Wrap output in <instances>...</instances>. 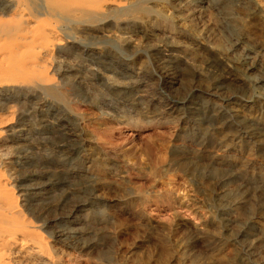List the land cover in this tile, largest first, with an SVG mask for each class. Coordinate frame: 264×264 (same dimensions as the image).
I'll list each match as a JSON object with an SVG mask.
<instances>
[{"label":"bare ground","instance_id":"bare-ground-1","mask_svg":"<svg viewBox=\"0 0 264 264\" xmlns=\"http://www.w3.org/2000/svg\"><path fill=\"white\" fill-rule=\"evenodd\" d=\"M231 1L237 9L228 7ZM252 21L264 25V0H0V112L8 113L0 114V264L80 260L79 255H64L50 242L32 220L36 208L28 207L14 191L19 164H26L16 156V151L25 149L18 141L26 140L29 130L12 126L16 110L8 101H37L39 106L47 97L60 105L67 101L63 86L78 82L90 86L100 82L114 96L126 98L148 82L144 57L160 52L170 54L171 66L182 65L193 75H200L206 66L219 68L246 98L231 97L228 101L234 103L224 104L214 99L208 85L200 91L205 95L203 114L224 136L219 138L221 150L207 157L211 171L192 173L206 199H211L215 218L189 230L177 222L174 228L159 227L141 211L147 203L141 197L144 189L139 192L124 183L128 199L123 211L135 222L123 232L133 230L135 243L111 264H234L222 255L226 240L232 243L238 264H264L263 245L258 244L264 240V42L238 30V25L249 26ZM257 90L263 97L253 95ZM179 104L196 119L200 116L189 101L172 106L170 116L182 115ZM113 109L111 117L129 122L125 109ZM243 136L249 144L241 142ZM97 159L87 154L85 164L100 191L108 180ZM230 184L235 190L224 189ZM228 212H244L247 218L238 219L240 223L222 218Z\"/></svg>","mask_w":264,"mask_h":264},{"label":"rangeland","instance_id":"rangeland-1","mask_svg":"<svg viewBox=\"0 0 264 264\" xmlns=\"http://www.w3.org/2000/svg\"><path fill=\"white\" fill-rule=\"evenodd\" d=\"M228 7L237 9L232 6V1L228 2ZM263 26L259 21H252L249 26L238 25V30L251 33L262 43ZM169 55L160 52L145 56L141 61L147 66L148 82L142 92L131 93L126 98L114 96L100 82H90L94 88L78 82L63 86L67 101L60 105L47 97L43 106L36 105L37 101H8L16 110L12 126L16 124L13 127L23 126L29 130L25 142L18 141L25 149L16 151V156L19 162L26 164H19L14 191L22 200L26 199L28 207L36 208L32 220L59 251L72 258L79 255L76 264H111L135 243L133 230L123 232L135 222L123 211L122 206L128 199L121 186L124 183L125 187L138 188L139 192L144 189L141 197L147 203L142 204L141 211L159 227L168 225L174 228L177 222L189 230L195 227L194 224L199 227L215 218L211 199H206L205 193L197 186L199 178L193 177L192 173L201 169L211 171L212 165L207 157L215 156L217 149L221 150L218 143L224 136L214 123L209 125L203 114L205 95L200 91H205L208 85L214 99L224 104L234 103L228 98L243 100L246 95L236 83L225 78L219 68L206 66L200 75H193L182 65L171 66ZM139 62L135 61L136 67ZM253 95L263 97L261 90ZM185 101L198 110L200 116L197 119L180 104L178 109L182 115L179 112L180 116H170L172 111L169 109ZM110 102H113L112 108L107 109ZM115 107L125 109L130 118L133 117L129 122L111 117ZM0 114L8 115L7 112ZM241 138L244 145L250 143L245 136ZM87 154L97 155L98 165L104 170L102 176L107 177L108 185L100 191L96 187L95 174L85 164ZM196 158L200 159L199 162L195 161ZM233 185L224 189L235 190ZM244 215L247 218L244 212L239 215L228 212L227 217L222 218H233L240 223L246 220ZM118 227L123 234L117 231ZM258 244L263 245L260 249L263 247L261 252H264V240ZM231 246L229 240L224 241L222 255L238 264Z\"/></svg>","mask_w":264,"mask_h":264}]
</instances>
